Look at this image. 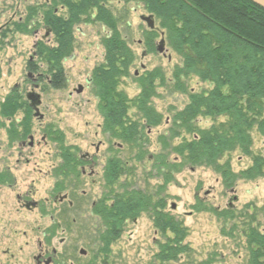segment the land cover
I'll return each instance as SVG.
<instances>
[{
    "label": "rangeland",
    "instance_id": "rangeland-1",
    "mask_svg": "<svg viewBox=\"0 0 264 264\" xmlns=\"http://www.w3.org/2000/svg\"><path fill=\"white\" fill-rule=\"evenodd\" d=\"M107 7L120 15L119 30L136 57L128 77L120 79L119 90L134 98L141 90L139 78L156 68L164 72L165 83L158 86L157 96L152 99L154 108L162 115V122L144 131L148 141L144 149L149 158L137 161V147L103 132V119L97 110L98 101L91 91V83L87 84L93 69L104 60L102 38L108 33L107 28L100 23H82L74 27V54L63 61L67 84L64 89L56 90L49 87L47 77L42 72L45 66H40L39 72L27 70L30 58L40 64L34 44L46 35L45 25L43 21L40 22V12L37 11L32 17V36L18 37L14 50L0 55V105L12 87L19 85V94L24 98L29 91L40 95L39 113L44 117L40 120L32 111L34 146L22 149L24 154L21 157L17 144L12 147L8 145L7 123L0 120V169L4 168L3 165H9L15 177L14 193L6 189L0 193V264H36L34 258L39 252L38 244L46 239L44 230L52 227L51 217H55L53 228L58 227V233L55 232V237L51 240L49 237L47 241L51 246L50 251L52 247L57 249L56 264H161L157 260L159 246L173 235L158 231L149 212L125 220L120 237L111 243L107 253L101 252L100 236L106 230V225L90 211L91 203L101 198L109 206L114 198L132 189L142 190L153 204L164 201L165 212L187 229L184 242L189 247L188 252L164 264H249L247 233L251 228L264 232V178L238 180L230 188L208 166H185L180 172H170L173 176L170 183L155 175L151 161L153 155L161 153L167 144L174 147L184 139L193 138L179 127L176 129L180 131V137L174 140L168 138L170 129L175 128L173 117L189 101L188 93L208 90L211 86L195 76H189L182 79L185 92L178 90L173 81V72L176 66L182 64V60L169 47L168 41L166 55L156 52L163 33L167 40L166 32L160 27L159 20H155L158 32L152 33L140 19L141 15H149L142 2L110 0ZM55 10L57 15L66 13L61 6ZM35 30L39 31L37 36L34 35ZM148 34L155 45L151 53L144 45ZM54 38L49 33L44 42L53 45ZM28 74H31V79H28ZM79 85L83 86L81 93H77ZM129 116L133 120L140 119L135 108L129 110ZM224 121L226 117H199L195 122L200 129H208ZM141 123L144 124V121L141 120ZM44 132L48 135L46 142L43 141ZM252 136V151L264 156V138L256 131ZM56 138H61L63 143ZM99 145L94 177L87 175L77 179L71 174L64 175L62 179L54 177V170L61 163V147H72L74 150L71 152L82 156L95 154ZM112 156L122 160L127 173L116 184L109 186L104 182L103 168ZM168 159L179 162L181 156L170 153ZM225 161H229L235 173L252 163V159L239 150L226 154L221 162ZM94 180L97 184L92 186ZM58 181H62L64 189L78 185V195H81L82 189H86L89 199L86 198L87 202L83 205L79 203L82 207L78 209L64 208L54 213L57 206L44 201L52 197V188ZM18 194H29L32 200L42 204L35 210H27L17 200ZM234 196H237L236 201L232 200ZM196 205L209 210L197 211Z\"/></svg>",
    "mask_w": 264,
    "mask_h": 264
},
{
    "label": "trees",
    "instance_id": "trees-1",
    "mask_svg": "<svg viewBox=\"0 0 264 264\" xmlns=\"http://www.w3.org/2000/svg\"><path fill=\"white\" fill-rule=\"evenodd\" d=\"M109 1L49 0V5L42 7L43 23L54 35V44L38 43L36 56L40 64L32 62L31 69L39 72L40 66H45L42 72L47 77L49 87L64 89L67 77L63 61L74 54V27L82 23L105 26L108 33L102 38L104 60L93 69L90 79L91 91L98 101L97 110L103 119V132L137 147V161L147 160L149 155L144 148L148 141L144 131L162 122V115L154 108L152 99L157 96L158 86L164 85L165 76L161 68L146 72L138 80L141 90L134 98L119 90L120 79L128 77L136 57L119 30L120 15L107 7ZM136 1L142 2L146 11L159 20L160 27L166 32V44L168 41L169 47L182 60V64L176 66L173 72V81L178 90L185 92L182 79L189 76H195L211 86L208 90L188 93L189 101L173 117L175 128L170 129L168 138L174 140L180 137L178 127L193 135V138L184 139L174 147L167 144L161 153L153 155L151 161L155 175L170 183L173 180L170 172H180L185 166H208L230 188L238 180L264 178V156L252 151L253 131L264 138V9L250 0ZM59 6L66 9L65 14H56L55 9ZM37 11L35 7L32 8L33 17ZM154 32L157 33L158 29L152 30ZM148 35L144 45L151 53L155 45L152 36ZM16 108V97L13 100L9 96L1 105V113L8 117ZM132 108L137 110L139 120L129 116ZM199 117H226V121L200 129L195 122ZM56 140L63 143L61 138ZM237 150L251 158L252 163L235 173L229 161L222 163L221 160L226 154ZM170 153L181 156L180 161H169ZM67 156L68 160L72 159L71 155ZM69 168L67 162L64 169ZM126 173L120 158L113 156L107 161L104 176L108 185L116 184ZM165 207L162 200L153 204L151 198L140 189L124 192L115 198L111 207L101 206L99 214L106 225V230L100 236L101 252L107 253L111 243L120 237L125 220L149 212L158 231L173 235L159 246L157 260L164 264L186 254L189 249L184 242L187 229L165 212ZM195 209L209 210L202 205H196ZM246 237L250 251L249 264H264V232L251 228Z\"/></svg>",
    "mask_w": 264,
    "mask_h": 264
},
{
    "label": "flooded vegetation",
    "instance_id": "flooded-vegetation-1",
    "mask_svg": "<svg viewBox=\"0 0 264 264\" xmlns=\"http://www.w3.org/2000/svg\"><path fill=\"white\" fill-rule=\"evenodd\" d=\"M48 3L49 0H35L34 3L32 2V0H0V55L1 53H6L9 50H14L15 47L14 42L18 37L30 38L32 36L33 34L32 8L35 7L36 11L38 10V8H40L39 11L41 18L40 22H42L44 20V14H43L44 8L42 7L44 5L45 6L49 5ZM44 28L46 35L42 36V38L34 44V50L37 49L38 43L40 41H44L49 36V34L47 35V30L49 28L47 26H45ZM38 32H39L38 30H35L34 35L37 36ZM49 33L51 34V30ZM143 55L145 56L146 53ZM32 62L33 61L30 58L29 62L27 63L28 64L27 70L29 71H32L31 69ZM27 77L28 79H31V74H28ZM90 83L91 80L90 79L87 80V84ZM18 87L19 85H14L10 91V94L1 103V105L5 103L9 96L10 98H13V100L16 97L17 100L16 110L12 113L11 116L7 117L1 113V105H0V120H3L7 123L6 132L8 135V140L10 142L8 145L12 147L13 145L17 144V146L20 149L19 155L21 157V155L24 154L22 152V149H25L26 147L31 148L34 146V136L32 135V131H31L32 111H34V116L39 118L40 120H42L44 117L40 118L39 116L35 115L37 111L33 106L32 99L30 98L32 91L27 92L24 98L22 95L19 94ZM40 105L38 106V109ZM47 136H48L47 133L44 132V137H43L44 142H46ZM62 148L63 147H61V155H60L61 163L58 166V168L54 170L55 172L54 177H59L60 179H62L64 178L63 177L64 175L66 176L69 174L77 177V179L79 176L86 177L88 175L87 177L89 178L95 176L96 173L95 168H97L98 165L96 161V157L98 156L100 145L97 146L95 154L90 155L89 153H86L85 155L82 156H78L77 152L75 153L71 152L74 150V148L72 147L70 149L63 148V149H67L66 152ZM75 151H77L76 148ZM68 154L72 156L73 160L72 159L68 160V156H67ZM110 158H108L107 161ZM67 162H69L70 164V168L68 170L64 169V165ZM106 165L107 162L103 168V179L106 185H108L104 176ZM3 167H4L3 169H0V193H2L4 189H6L13 194L15 189V177L13 174V169L9 165H3ZM96 184L97 181L94 180L92 186ZM78 194H79L78 185L71 186L69 189L68 187L64 189V187L62 186V181H58L52 188V192H51L52 197L47 198L46 201H44V203L51 202L53 205H56L57 208L54 209L55 210L54 213L64 208H68V209L70 208L72 210H75L81 206L79 203L83 205L87 202L86 198L89 199L88 198L89 193L87 192L86 189L81 190L80 193L81 195ZM16 198L20 203H22L24 208L27 210H35L42 204V202L32 200L29 194H25V195L18 194ZM114 201L115 198L113 202ZM113 202L108 207H111L113 205ZM12 205L13 204H11V206ZM101 206L104 207L107 206V201L105 199L100 198L98 200H93L91 203L90 211H92L93 214L101 218L99 214ZM51 222H52V227H50L49 229H45L43 232V236L46 238L44 239L45 241L43 242L40 241L38 244L39 252L38 255L34 258L36 264H54V263L56 264V259H57L56 257H58L57 249L52 247V250L50 251L51 246H49L47 241L49 237L51 240L55 237L54 235L58 233L57 232L58 227H56L55 230L53 228L55 225V217H51Z\"/></svg>",
    "mask_w": 264,
    "mask_h": 264
},
{
    "label": "water",
    "instance_id": "water-1",
    "mask_svg": "<svg viewBox=\"0 0 264 264\" xmlns=\"http://www.w3.org/2000/svg\"><path fill=\"white\" fill-rule=\"evenodd\" d=\"M252 3L256 4L257 6L261 7L264 9V0H250ZM140 19L145 22L147 24V27L150 29V30H154L156 29L157 27H155V17L154 15L152 14H149V15H141ZM50 32V29L47 30V35L49 34ZM164 34H162V39L160 40V42L158 43L157 45V53L159 54H163V55H166V41L163 37ZM83 91V86L79 85L78 89H77V93H81ZM32 99V103H33V106L35 107V110L37 111L36 112V116H39L40 118L43 117V115H41L39 113V109H38V106L40 105L41 103V99H40V95L38 93H31V97ZM232 200H237V196H234L232 198Z\"/></svg>",
    "mask_w": 264,
    "mask_h": 264
}]
</instances>
